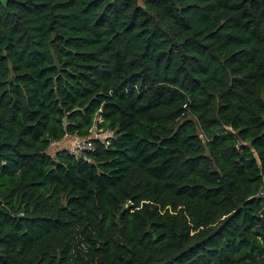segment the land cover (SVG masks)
<instances>
[{"label":"trees","instance_id":"16d2710c","mask_svg":"<svg viewBox=\"0 0 264 264\" xmlns=\"http://www.w3.org/2000/svg\"><path fill=\"white\" fill-rule=\"evenodd\" d=\"M263 251L264 0H0V264Z\"/></svg>","mask_w":264,"mask_h":264},{"label":"built area","instance_id":"2783aa9c","mask_svg":"<svg viewBox=\"0 0 264 264\" xmlns=\"http://www.w3.org/2000/svg\"><path fill=\"white\" fill-rule=\"evenodd\" d=\"M92 137H95V136H92ZM88 139L89 138L72 137L70 139V142H71L70 146L67 148L64 147L62 149H66L69 153L79 155L82 150L91 149V143ZM262 264H264V251L262 254Z\"/></svg>","mask_w":264,"mask_h":264},{"label":"rangeland","instance_id":"374dc122","mask_svg":"<svg viewBox=\"0 0 264 264\" xmlns=\"http://www.w3.org/2000/svg\"><path fill=\"white\" fill-rule=\"evenodd\" d=\"M139 3H140V0H139ZM110 135V133H106V132H96L95 129L92 130V132L90 133V136H95V137H98V138H104L106 136ZM70 141L69 140H61V142H57V143H52L50 144V146L48 147L47 149V153L49 155H52L56 150H59V149H62L64 147H69L70 146Z\"/></svg>","mask_w":264,"mask_h":264},{"label":"crops","instance_id":"0c3cea01","mask_svg":"<svg viewBox=\"0 0 264 264\" xmlns=\"http://www.w3.org/2000/svg\"><path fill=\"white\" fill-rule=\"evenodd\" d=\"M71 138H72V137L67 136V137H64L63 139H64V140H69V141H70ZM63 139H61V140H63ZM61 140H60L59 142H61Z\"/></svg>","mask_w":264,"mask_h":264}]
</instances>
